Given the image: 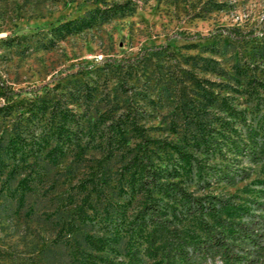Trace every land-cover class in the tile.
<instances>
[{
  "label": "rangeland",
  "instance_id": "374dc122",
  "mask_svg": "<svg viewBox=\"0 0 264 264\" xmlns=\"http://www.w3.org/2000/svg\"><path fill=\"white\" fill-rule=\"evenodd\" d=\"M120 1L0 0V93L3 85L48 86L0 95V264H74L77 248L90 250L86 234L107 239L110 248L98 255L126 264L131 246L138 264H157L137 233L113 226L141 200L131 187L140 156L133 124L153 139L146 145L152 163L171 165L193 189L184 178L189 166L171 145L218 161L214 147L222 150L228 135L222 120L239 129V117L253 125L249 113H260L253 105L262 94L251 81H264V0H125L98 14ZM217 26L255 35L169 38L172 56L146 52L124 68L104 62L162 43L172 31ZM68 65L85 68L49 79ZM207 145L212 153L202 154ZM243 165L251 167L248 178L207 189L264 199L259 165ZM73 205L82 216L70 213Z\"/></svg>",
  "mask_w": 264,
  "mask_h": 264
},
{
  "label": "trees",
  "instance_id": "16d2710c",
  "mask_svg": "<svg viewBox=\"0 0 264 264\" xmlns=\"http://www.w3.org/2000/svg\"><path fill=\"white\" fill-rule=\"evenodd\" d=\"M126 4L108 2L98 7V14H109ZM224 35L233 42L254 37L252 30H239L233 26H217L206 33L197 31L170 32L162 43L142 46L126 57L107 56L104 62L117 67H131L142 62L146 52L161 51L172 56L166 40L178 38L194 40L213 35ZM68 65L51 74L49 79H61L70 74L82 72L85 65ZM69 71H65V70ZM262 96L256 98L249 119L253 125L239 117V129L232 127V121L222 120L221 128L227 136L222 150L214 147L218 161H207L195 157L182 146L171 145L178 157L183 158L189 169L185 179L194 186L187 189L177 178L178 172L170 165L159 167L152 163L146 153V145L153 141L143 134L135 123L139 137L138 175L131 187L141 196L137 207L131 209L123 221L114 224L116 231L123 230L130 235L135 232L144 242L143 252L157 264H264V199L240 197L235 193L212 192L211 185L222 183L232 186L250 175L251 167L243 162L258 164L264 176V81L253 79ZM47 82L17 89L2 86L0 95L11 98L21 91L34 93L47 90ZM236 116L238 114H235ZM238 117V116H237ZM211 146H203L201 153H212ZM52 150L49 149V151ZM264 186V181H262ZM260 194L264 195V189ZM243 198L245 204L235 203ZM70 213L82 216L79 205H73ZM187 220L191 223L185 224ZM83 240L90 248H77L74 264H121V261L98 255L96 252L110 248L102 236L86 234ZM126 264H138L136 250L129 246Z\"/></svg>",
  "mask_w": 264,
  "mask_h": 264
}]
</instances>
